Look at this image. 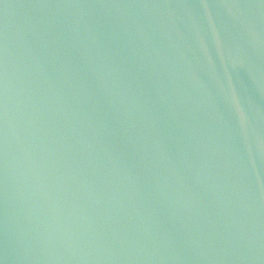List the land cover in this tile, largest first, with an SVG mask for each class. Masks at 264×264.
I'll use <instances>...</instances> for the list:
<instances>
[{
	"label": "water",
	"instance_id": "95a60500",
	"mask_svg": "<svg viewBox=\"0 0 264 264\" xmlns=\"http://www.w3.org/2000/svg\"><path fill=\"white\" fill-rule=\"evenodd\" d=\"M0 264H264V0H0Z\"/></svg>",
	"mask_w": 264,
	"mask_h": 264
}]
</instances>
